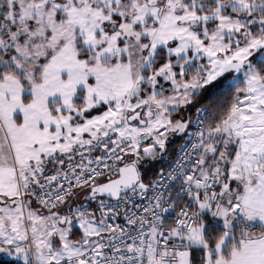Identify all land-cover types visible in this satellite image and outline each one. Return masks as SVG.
<instances>
[{
    "label": "snow or ice",
    "instance_id": "1",
    "mask_svg": "<svg viewBox=\"0 0 264 264\" xmlns=\"http://www.w3.org/2000/svg\"><path fill=\"white\" fill-rule=\"evenodd\" d=\"M0 252L264 264V0H0Z\"/></svg>",
    "mask_w": 264,
    "mask_h": 264
},
{
    "label": "trees",
    "instance_id": "2",
    "mask_svg": "<svg viewBox=\"0 0 264 264\" xmlns=\"http://www.w3.org/2000/svg\"><path fill=\"white\" fill-rule=\"evenodd\" d=\"M216 91L217 90L215 88H211L210 89V92L214 95V100H213L214 103L218 102V99H219L218 97H215ZM198 99L200 101L199 102L200 104L197 103L198 106H202L203 104L206 103V100H207L206 97H203V98L202 97H197V100ZM194 106H192V108H194ZM189 107H191V106H189ZM188 113H189L188 116H190L192 118L194 111L193 112L189 111ZM211 119H213L212 116H210L209 120H211ZM184 137L185 136L183 134H181L180 136H177L173 140H170V142H169V144H168V146L166 147V150H165L166 155H167L166 159H165L164 156L163 157H157L155 160H152L150 162L147 161V163L145 165L144 164L142 165L141 171L143 173V176H144L145 180H148V179H150V178H152L154 176L153 175V176L150 177V175H151V173L153 171H155V173H156L158 170H160L161 168H163L166 165L167 161H169L172 158L173 154L175 153V150L180 145V143L183 141ZM158 155H159V153H158ZM160 156H162V155H160ZM159 166L161 168L158 169ZM0 264H21V263L19 261L15 260V259L5 257L4 255H2L0 253Z\"/></svg>",
    "mask_w": 264,
    "mask_h": 264
},
{
    "label": "built area",
    "instance_id": "3",
    "mask_svg": "<svg viewBox=\"0 0 264 264\" xmlns=\"http://www.w3.org/2000/svg\"><path fill=\"white\" fill-rule=\"evenodd\" d=\"M198 107H200V106H198ZM196 117H197V113H196V111L194 110V113H193V117H192V119L195 120ZM209 118H210V116L207 117L208 120H209ZM189 131H195V125L190 126ZM191 139H192V138H191L190 136H185L184 139H183V141L180 143V145H179V146L177 147V149L175 150V153L173 154L172 158H171V159L166 163V165H165L163 168H161V169H163L165 172H167V171H169L171 168H174L175 165H176V163H177L178 161H181V160L184 158V152H185V151H190V145H188L187 142H188L189 140H191ZM182 148L184 149V151H181ZM161 169H160V170H161ZM158 171H159V170H158ZM158 171H157V172H158ZM157 172H156V173H157ZM156 173L154 174V176H153L152 178H150V179H148V180H145V179H144V181L147 183V182L153 180V179L156 177ZM150 195H151V193H150ZM134 199L136 200V202H137L138 204L143 205L144 201H141V200L139 199V197H135ZM85 203H87V201H85ZM93 206H95V202H93ZM166 215H167V214H166Z\"/></svg>",
    "mask_w": 264,
    "mask_h": 264
},
{
    "label": "rangeland",
    "instance_id": "4",
    "mask_svg": "<svg viewBox=\"0 0 264 264\" xmlns=\"http://www.w3.org/2000/svg\"><path fill=\"white\" fill-rule=\"evenodd\" d=\"M233 75H235V74H233ZM229 82H231V78H229ZM197 101H199V99L197 100ZM200 102V101H199ZM197 103H195L194 102V104L193 105H191V107H189L188 109H185V110H183V111H181L180 113H179V115L180 116H184V117H188V112L190 111V112H193L194 110H195V108L198 106V104H200V103H198L197 105H196ZM195 105V106H194ZM192 106H194V108H192ZM192 108V109H191ZM175 115V114H174ZM181 134H173V135H170L169 136V141H168V143H167V145H166V147L168 146V144H169V142H170V140H173L174 138H176L177 136H180ZM160 155H162V156H160ZM165 157V159L167 158L166 156V152L164 151L163 153H159V155L157 156V157ZM168 162V161H167ZM147 163V161L146 162H144L143 164L145 165ZM148 167V166H147ZM74 227H76L75 225H74ZM1 253H5V252H1ZM5 255H7V257H13L12 255H8L7 253H5ZM21 259V258H20ZM21 261H22V259H21ZM23 262V261H22Z\"/></svg>",
    "mask_w": 264,
    "mask_h": 264
},
{
    "label": "crops",
    "instance_id": "5",
    "mask_svg": "<svg viewBox=\"0 0 264 264\" xmlns=\"http://www.w3.org/2000/svg\"><path fill=\"white\" fill-rule=\"evenodd\" d=\"M159 168H161L160 166L158 167V169ZM155 174V171H153L152 173H151V175H150V177L151 176H153ZM75 228V227H74ZM1 253V252H0ZM2 255H4L5 257H7V255H5V253H1ZM9 255V254H8ZM13 257H8V258H12V259H15V260H17V261H19L21 264H23V262L21 261V259L19 258V257H17V256H15V254H13L12 255Z\"/></svg>",
    "mask_w": 264,
    "mask_h": 264
}]
</instances>
